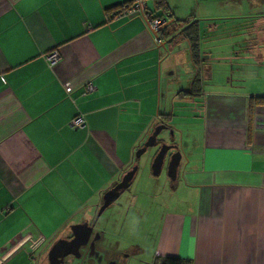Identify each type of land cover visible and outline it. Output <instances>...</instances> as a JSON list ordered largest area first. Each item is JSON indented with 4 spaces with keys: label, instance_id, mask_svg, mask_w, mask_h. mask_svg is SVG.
<instances>
[{
    "label": "crops",
    "instance_id": "0c3cea01",
    "mask_svg": "<svg viewBox=\"0 0 264 264\" xmlns=\"http://www.w3.org/2000/svg\"><path fill=\"white\" fill-rule=\"evenodd\" d=\"M129 1L0 0V264H48L50 245L94 218L164 118L162 98L189 100L194 148L176 177L188 211L164 217L152 259L264 264V106L248 113L249 98L264 97V37L235 80L209 75L200 52L199 95L170 96L168 42L139 11L115 16ZM186 62L179 91L193 77ZM77 116L84 127L72 129Z\"/></svg>",
    "mask_w": 264,
    "mask_h": 264
},
{
    "label": "rangeland",
    "instance_id": "374dc122",
    "mask_svg": "<svg viewBox=\"0 0 264 264\" xmlns=\"http://www.w3.org/2000/svg\"><path fill=\"white\" fill-rule=\"evenodd\" d=\"M145 1L152 17L163 13L154 7L153 0ZM165 5L175 20L198 21V49L209 75L212 73L221 82L226 78L235 80L237 71L249 68L251 61L245 59L248 44L254 46L256 39L264 37V0H165ZM161 49L170 53L171 65L167 72L163 73L162 68L161 91L173 96L188 86L187 44L177 38ZM235 54L243 61L237 62ZM206 80L207 77L204 84L208 83ZM161 103V107L165 104L164 118L169 120L171 133L169 130L159 133L157 144L134 163L137 172L130 186L99 216L91 237L96 252L92 264H153L154 243L164 217L188 211L189 195L181 178L174 182L167 176L172 149L166 153L158 176L152 175L151 163L160 146L166 144L180 151L178 169L179 173L182 171L194 148L189 117L192 105L189 100L179 98L173 99V103L163 102L162 98ZM84 256L68 264H90Z\"/></svg>",
    "mask_w": 264,
    "mask_h": 264
},
{
    "label": "water",
    "instance_id": "95a60500",
    "mask_svg": "<svg viewBox=\"0 0 264 264\" xmlns=\"http://www.w3.org/2000/svg\"><path fill=\"white\" fill-rule=\"evenodd\" d=\"M171 22H167L165 26L169 25ZM164 26V27H165ZM163 29L160 28L157 31H152V34L157 37L158 32H160ZM172 32L169 34L171 35ZM164 130H169L167 125L163 123L157 124L151 134L147 137V139L144 141V143L138 147L134 152V158L138 159L140 156H142L149 148L155 146L157 144V136L160 132ZM171 133V131H170ZM174 149L175 152L172 153V155L169 158L168 164H167V176L171 181H175L177 177V171L180 165L181 161V153L178 150L177 147H171L166 144H162L160 148L158 149L157 153L155 154L152 163H151V173L153 176H158L162 165L164 161V157L166 153ZM137 172V166L136 164L132 165L118 180V182L112 186L110 189L104 192V194L101 197L102 203L98 207L95 219L91 225L88 224L87 221L72 225L70 227V231L72 234L71 240H64L59 239L56 242H54L51 247L49 248V251L47 253L48 259L54 257L56 259V264H60L59 260L61 261V258L64 255H73L75 258L79 257L78 250L80 247L84 246L87 241L90 238V235L92 233L93 227L95 225V222L99 218V216L103 213L105 209H107L111 204L120 196V193L127 189L130 184L132 183V180ZM63 256H60L62 253ZM60 253V255H59Z\"/></svg>",
    "mask_w": 264,
    "mask_h": 264
},
{
    "label": "trees",
    "instance_id": "16d2710c",
    "mask_svg": "<svg viewBox=\"0 0 264 264\" xmlns=\"http://www.w3.org/2000/svg\"><path fill=\"white\" fill-rule=\"evenodd\" d=\"M133 1L134 0L114 7L112 9L114 11V14H116L125 5L131 4ZM141 1H145V0H141ZM153 3H154V7L157 10L162 9L163 11L162 14H159V16L153 18H163L166 21V23L171 22L169 25L163 27V29L160 32H158L157 35L158 39L161 42L166 41L168 43H172L177 38H180L181 40L185 41L187 44L188 56L192 63L193 77L191 79L190 85L187 90L179 91L176 93V95L181 98H194L198 96L200 92L199 73H198L199 65H200V52L198 49V21L189 22V21L175 20L173 19L172 13L168 10L167 6L165 5V0H153ZM145 13L148 16L152 17V13L148 9L145 10ZM170 32H172L171 35L169 34ZM174 33H177L176 37H173ZM248 104H249L248 113L250 120L253 113V108L255 106H264V97H250ZM158 116L165 117L163 114ZM162 119H164L166 122L168 121L165 118ZM168 127L170 128L169 125ZM136 160L137 159L133 158L132 163L126 168V170L129 169L132 164L136 163ZM152 262L153 264H191L190 261L178 259V258H172V257L155 258Z\"/></svg>",
    "mask_w": 264,
    "mask_h": 264
},
{
    "label": "built area",
    "instance_id": "2783aa9c",
    "mask_svg": "<svg viewBox=\"0 0 264 264\" xmlns=\"http://www.w3.org/2000/svg\"><path fill=\"white\" fill-rule=\"evenodd\" d=\"M146 8L144 5H142L141 0H134L131 4L125 5L122 9H120L115 16L116 17H125L128 14H131L133 12L139 11L142 15L144 21L146 22L147 26L152 31H157L160 28L164 27L166 24V21L163 18H153L151 16H148L145 13ZM157 38V42L159 43L160 40ZM47 63L49 66H52L59 60V55L56 51L51 52L45 57ZM95 90L94 85L91 82H88L85 85V91L87 93L93 92ZM69 126L72 129H81L84 127V120L81 116H77L74 119H72L69 123Z\"/></svg>",
    "mask_w": 264,
    "mask_h": 264
},
{
    "label": "flooded vegetation",
    "instance_id": "af4514ba",
    "mask_svg": "<svg viewBox=\"0 0 264 264\" xmlns=\"http://www.w3.org/2000/svg\"><path fill=\"white\" fill-rule=\"evenodd\" d=\"M177 33H174L173 34V37H176L177 35H176ZM159 123H163V124H165V125H167L168 126V124H167V122L164 120V119H159V121H158V124ZM169 128V127H168ZM173 153L175 152V150H171ZM94 219L95 218H93V219H91V220H88L87 222H88V224L89 225H91L92 223H93V221H94ZM97 221H98V219H97ZM97 221L95 222V225H94V227H93V230H92V233H93V231H94V228H95V226H96V223H97ZM92 233H91V235H90V238H89V240L87 241V243L84 245V246H82V247H80L79 248V250H78V253H79V257L78 258H75L73 255H64L63 256V253L60 251V253H62L61 255H60V253H59V255L60 256H63L62 258H61V261L59 260V262H60V264H68V261H75L76 259H79V260H81L82 259V257L84 256L85 258H87V260H88V262L90 261V259H95V251H94V245H93V243L91 242V237H92ZM72 239V234L70 233L64 240H71ZM91 244V245H90ZM50 247H51V245H50ZM49 247V248H50ZM48 251H49V249H48ZM47 262H48V264H56L57 262H56V259L53 257H51L50 258V260L48 259V256H47ZM94 264V263H93ZM96 264H99V263H96Z\"/></svg>",
    "mask_w": 264,
    "mask_h": 264
},
{
    "label": "clouds",
    "instance_id": "9594fccd",
    "mask_svg": "<svg viewBox=\"0 0 264 264\" xmlns=\"http://www.w3.org/2000/svg\"><path fill=\"white\" fill-rule=\"evenodd\" d=\"M166 25V24H165Z\"/></svg>",
    "mask_w": 264,
    "mask_h": 264
}]
</instances>
